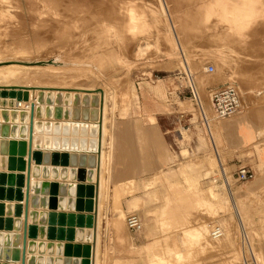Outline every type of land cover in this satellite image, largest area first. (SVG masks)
I'll use <instances>...</instances> for the list:
<instances>
[{"label": "rangeland", "instance_id": "1", "mask_svg": "<svg viewBox=\"0 0 264 264\" xmlns=\"http://www.w3.org/2000/svg\"><path fill=\"white\" fill-rule=\"evenodd\" d=\"M5 61L42 62V64L31 66L21 64L0 66V68L17 69L15 73L18 78L17 83L20 84H41L40 79L45 74L54 73L58 75V78L47 79L49 82H55L54 84L102 89L105 94V113L113 105L117 109L134 105L132 94H139L142 84L149 86L160 77L171 79L167 80V85L172 96H175L173 99L176 100L175 108L176 105H179L181 110L190 107L189 100L184 97L191 96L189 87L185 86H188L192 80L203 103L205 114L208 115L210 111L206 96L208 87H217L226 83L234 84L239 89L244 104L250 103L259 95L256 102L261 98L264 99V0H0V62ZM207 65L213 66V72H206ZM20 69L28 71L20 74ZM185 72L191 80L187 79ZM11 81L13 80H7L8 83ZM60 93L64 98L67 92ZM69 93L72 96L69 106H66L64 102L55 104L53 94L54 100L51 104L53 111L66 109L61 112L60 118L46 116L44 109L48 105L47 97H45L42 101L45 102L44 105L42 102L39 104L43 111V119L52 117L66 121L64 116L71 114L67 121L79 122L81 116L78 120H71L72 110L77 109L88 114V118H85L91 121L89 125L96 126L94 121L97 120V114L95 120L92 121L90 118L95 114L92 111L96 112L98 105L97 93ZM74 94H79L78 103L73 98ZM85 95L87 102L83 103ZM0 97L3 98L1 94ZM23 99L21 97L19 100L24 109L13 108L12 110L25 111L28 101ZM164 99H166L165 95ZM184 99L186 101H183ZM35 103L37 104V100ZM0 108L1 112L2 109L11 110V107L0 106ZM26 119L21 122L18 116V121L13 123L12 118L4 120L0 115V137H12L13 129H18L19 132V128L25 126ZM3 126L7 127L9 133H3ZM44 128L46 131L50 130L51 134H46L51 136L50 141L58 139V144L61 146L65 138L72 133V128L64 133L46 123L43 124ZM86 139H89V135ZM46 140L45 138L44 141ZM184 140L187 143L185 146L187 150L184 148L185 151L181 154L189 160L191 157L188 146L191 145L189 144L191 138L185 132ZM181 146L182 149L183 142ZM95 152L96 149L93 153ZM178 152L177 146L173 145L171 153L174 162L171 166L175 169L180 167L177 161ZM59 153L58 159H54L58 160V163L51 157L52 164L43 163L41 167L37 165L41 177H50L52 182L43 181L49 184L46 192L42 194L46 200H42L39 205L33 207L34 209L28 210V213L31 211L29 226H32L33 222L36 223L35 226L39 227L38 232H40L35 238L29 237L28 242L34 240L43 243L44 248L40 251L45 258L37 260L40 258L38 249L32 248L30 252L27 249V264L29 260L30 264H51L50 256L55 257L58 264H65L68 258L66 253L69 252L66 251L68 244H71L72 252L69 256L71 261H77V264H80L87 259V264H92V220L89 223L91 239L89 245L85 242L81 243L87 235H82L84 238H81V241L65 239L66 231L70 228L68 225L73 219H78L73 211L76 208L78 210V204L82 202V198L76 192V184L67 183L70 180L67 176L71 169L68 161L62 162L63 152ZM10 155L11 153H8L7 158L12 156ZM211 156L212 158L202 162L203 165H188V168L181 173V175L190 174L198 168L203 174L199 177L206 180L197 181L189 175L185 177L184 182L178 180L163 182L159 179L148 183V187L155 189L161 188L164 183L167 186L168 196L164 198L165 208L161 207L159 214L154 213V215L157 217L161 231L166 235L165 239H172L171 248L166 241L162 248L158 244L156 259L149 264H264V214L251 213L243 216L240 185L244 182L237 181L225 168L229 175L227 181L233 193L231 197L221 179L217 161L213 154ZM6 160L0 163V191L4 187L1 184V176H14V172L18 170L17 166H14L16 169L11 167ZM106 160H110L108 155ZM32 161L34 165L35 160ZM56 174L59 182L55 180ZM33 180L32 177V182ZM8 183L6 189L7 187L14 189L13 186L18 185L15 180ZM72 185H74L73 188H70ZM132 185L128 184V188ZM66 190L67 198L64 197ZM32 192L34 194L32 190L31 196H33ZM194 192L197 194L196 197L193 196ZM187 194L191 195L187 197ZM2 197L0 194V203L3 202ZM86 200L89 203L92 199L87 197ZM1 209L3 210L4 207L0 204V218H2L1 213L9 212L7 206L3 212ZM116 209L119 216L113 224L118 230L121 222L126 225L125 218L131 212L124 214L123 210ZM132 210H138V207L132 205L130 211ZM33 211L38 215L35 221L31 217ZM73 214L75 217L72 216ZM18 216H11V219L15 220L14 223L20 222V229L15 230L11 227L6 230V225H2L0 220V226H2L0 235L2 232L8 234L11 230L16 236H21L19 230L22 229L23 222ZM86 216L87 214L84 220L87 223ZM240 219L245 224L247 240L240 235ZM212 224L221 227L220 237H211ZM75 225L71 228L73 232L76 229ZM86 225L84 228H87ZM84 228L80 232L85 231ZM49 231L52 233L58 231V236L63 233L64 239L57 236L51 237ZM13 237L9 240V243L13 244L12 247L9 244L2 246L0 239V248H3V252L0 253V264L4 262L6 264L9 261L10 264H16L12 262L18 261V256L21 257L22 251L16 248L19 247L22 238L20 237L14 243ZM54 240L61 245L57 243L51 245L50 242H55ZM75 246H81L82 249L83 246L89 247L87 249L89 255L85 258L83 253H73ZM95 264H98L96 260Z\"/></svg>", "mask_w": 264, "mask_h": 264}, {"label": "crops", "instance_id": "2", "mask_svg": "<svg viewBox=\"0 0 264 264\" xmlns=\"http://www.w3.org/2000/svg\"><path fill=\"white\" fill-rule=\"evenodd\" d=\"M167 80L171 79L160 77L149 86L142 84L139 94H132L134 105L119 109L113 105L104 115V143L102 147L98 148L97 146L98 164H100V152H104L102 153L104 154L102 166L97 165V179L99 180L102 176L99 180L102 182V187L98 188L96 192L95 211L98 220L96 221L97 224L93 222V236L91 235L96 252L94 257H96L95 260L98 264H149L150 261L156 259L158 244L162 248L166 241L168 247L171 248L172 239H165L166 235L161 231L157 217L154 215V213L159 214L161 207L165 206L164 198L168 196L167 186L164 183L161 188L155 189L154 187H148V183L159 179L163 182L177 180L184 182L185 177H189V175L197 181L206 180L199 177L203 174L198 168H195L190 174L181 175V173L188 168V165H203L202 162L212 158V154L217 163L225 166L231 174H234L235 170L242 166L253 172V178L240 185L242 187L240 192L242 214L243 216L251 213L264 214V106L255 110V102L260 95L248 104L243 102V107L238 113L219 120L212 115L210 107L208 114L209 121H211L210 126H205L201 121L199 108L190 97H184L189 100L190 107L181 110L179 105H176L175 108L174 103L176 100H173L175 96H172V92L168 90ZM209 88L211 87L206 88L207 92ZM164 95L166 99H164ZM185 99L183 101H186ZM41 115L43 117L42 108L36 113V133L34 134V149L36 152H41L39 164L34 158V165L37 169L43 163L52 164L50 154L53 153L63 152L66 154L68 151L73 150L70 153L80 154L74 151L81 149L90 151L89 154H85L86 156L95 155L93 153L95 142L92 136L96 128L80 125L77 121H47ZM101 120L99 122L100 128L102 127ZM45 123H50L49 125H52L57 131L61 130L65 124L68 126L67 132L72 126L77 125V127L75 126L72 133L65 138L66 145L63 147L58 144V139L50 141L51 136L46 135L51 134L50 130L43 129ZM184 132L191 138V142H189L191 145L188 146L189 156L191 157L189 160H186V157L181 154L185 151L184 148L187 144L184 140ZM87 134L89 139L84 138V135ZM101 136L102 133L100 140ZM45 138L46 141H44ZM100 140L99 144L101 146ZM182 142L184 143L183 150L181 149ZM173 145H176L179 150L177 161L180 167L178 169L171 166L174 162L171 153ZM31 148L33 150L32 146ZM43 152H48L49 156L44 158V155L42 156ZM107 155L109 161L106 160ZM58 156H60V153ZM94 160L96 163V157ZM68 166L74 169H71V174L67 176L70 178L67 183L78 184L73 180L76 171L80 169L84 172L88 170L86 181L95 179L93 175V169L95 171L94 164L90 165L94 166L93 168L88 165H85L86 168H84V165L78 164L71 166L69 163ZM17 172H14V176L18 174L25 176L23 172ZM8 176H3V178L8 179ZM83 177L84 173L82 174ZM55 180H57V174ZM43 181L52 182V178H42L39 171L38 176L33 180L34 189L32 190L35 196V207L42 200H46L42 194L46 192L49 184L43 183ZM59 181L57 180V182ZM91 181L88 182L89 185H91ZM128 184L133 185L128 188ZM99 189H101V194ZM66 194L68 195V191L64 197H66ZM190 195L187 194V197ZM193 196L196 197L197 194L195 193ZM232 199L234 200V195ZM132 205H136L138 210L130 211ZM187 206L189 205L187 204ZM116 208L123 210L124 214L129 212L138 214L143 223L142 228L134 232L129 231L126 225L121 222L118 230L115 229L113 221L118 219L119 216ZM73 221L68 226L73 228L76 224L75 231L83 229L84 225L87 224L85 220L79 221V223L77 219H73ZM241 222L243 223L242 220ZM243 226L245 228L244 223ZM84 229L85 231L82 234L87 235V238L81 243L85 242L89 245L90 228L87 226ZM75 231L73 233L74 237ZM33 242L34 248L38 249L39 257L44 260L45 255H42V251H40L41 248H44V244L37 241ZM39 243L43 246L41 244V246H37ZM54 243H57V241L50 242L51 245ZM83 247L86 248V246ZM84 256L86 258V255ZM50 257L51 264H58L55 257ZM53 258L54 261L52 262Z\"/></svg>", "mask_w": 264, "mask_h": 264}, {"label": "bare ground", "instance_id": "3", "mask_svg": "<svg viewBox=\"0 0 264 264\" xmlns=\"http://www.w3.org/2000/svg\"><path fill=\"white\" fill-rule=\"evenodd\" d=\"M37 1V0H36ZM39 3V2H38ZM43 6V5H42ZM45 9V8H44ZM3 9H1V11H2ZM59 10H60V8H59ZM66 10V9H65ZM94 10V9H93ZM54 12V11H53ZM59 13V12H58ZM46 14V13H45ZM259 14V13H258ZM58 16V15H57ZM56 18V17H55ZM223 20V19H222ZM53 24V23H52ZM238 26V25H237ZM100 27V26H99ZM33 29V28H32ZM53 30H55V29H53ZM35 31V30H34ZM248 35V34H247ZM252 36V35H251ZM250 37V36H249ZM257 37V36H256ZM56 43V42H55ZM248 43V42H247ZM52 44V43H51ZM236 44V43H235ZM249 44V43H248ZM241 45V44H240ZM233 46H235V45H233ZM240 51V50H239ZM8 64H21V65H27V66H31V65H38V64H42V62L41 63H38V62H19V61H5V62H0V66H3V65H8ZM23 71V72H22ZM28 70L27 69H23V70H21L20 69V74H23V73H26ZM17 73V69H14V68H12V67H1L0 68V86H20V87H28V88H26V89H24V88H19L20 89V91H21V94H22V97L24 98V99H26L25 101H28V104H27V108H26V110L24 111V110H21V111H15V110H12L13 108H16V109H24L23 108V106L22 105H20V104H22V102L20 101V102H18V100H17V98H16V100H15V98H13V99H11V98H9V99H7V96H5L6 94L8 95L9 94V92L11 91L10 89H2L1 87H0V94L2 95V97L3 98H1V101L3 102V103H1L0 104V106L1 107H5V108H9V107H11V110L10 111H7V109L6 110H3L2 109V112L0 111V115H1V118H2V116H4V114L5 113H7V118H12L11 117V113H16L15 114V117H16V119H14V122H13V120H12V122L13 123H15V122H17L18 121V116H19V119H23L22 121H25V119L27 120L26 121V123H25V126H24V128H25V133L24 134H20V130H19V132L17 131V134H15L14 135V137L12 136V137H5V138H0V163H1V161H5L6 159V163H8V160H9V157L7 158V154L8 153H11V155H12V157H14V160H15V158L17 159L18 158V156L20 155V153H19V149H18V145L19 144H22V142H27L28 141V137H27V134H26V132H28V126H29V119H30V112H31V107L33 106V124H34V122H35V120H36V113H38L37 111H38V107L37 106H39V104H42V103H40L39 102V99H38V97L39 98H42V101L43 100H45V97H47V95H50L51 96V101L49 102V103H47V107H45V109L46 108H50V110L53 112V108L51 107V104H52V102H53V99H54V95L56 96V94H58V95H61V93L60 92H67V93H65L64 94V98L62 97V95H61V99H59L57 102H56V100L54 101V103L55 104H63L62 102H64V104L66 105V106H69V105H71V100H72V96H71V94L69 93V92H75V93H81V94H83V92L84 93H88V94H91V92H95V93H97L96 95L98 96V105L95 107L96 108V112L93 110L92 112H94L95 114L94 115H92L91 116V120L93 121V120H95V116H96V114H97V120H95L94 122H95V124H96V126L94 127V128H96V131L93 133L94 135L92 136V138H93V140H94V142H95V146H94V150L96 149V152L94 153L95 155V157H96V163H95V161H94V165H95V171H94V169H93V175L95 176L93 179L94 180H87V181H84V180H86V173H87V171L86 172H84L82 169H80V170H78V171H76V175H75V179H77V180H73V181H75L76 183H78V184H82V185H76V192H77V194L79 195V197L80 198H82V202L80 201V203L78 204L79 205V207H78V210H77V208H76V210L75 211H73V212H75V214L77 215L76 217H78L79 219H77L78 220V223H79V221L81 222L82 221V219L84 220V218H85V215L87 214V216H86V219H87V223L89 222L90 223V220H92V225H93V222H95L96 223V221L98 220L97 219V212L95 211L96 210V205H95V200H96V192H97V189L98 188H101L102 187V185H101V181H99V180H101V177L102 176H100V178H99V180L97 179V165H100V166H102V163H103V155L104 154H102V153H104V152H100V164H98V159H99V156H98V150H97V146H98V148L99 147H102V145H103V136H104V132H105V127H104V115H105V94H104V91L102 90V89H100V88H88V87H82V86H69V87H67V86H62V85H58V84H54L55 82H53V81H50L49 82V80H47V79H49V78H58V75L57 74H54V73H51V74H45V76H43L40 80H41V84H33V85H30V84H20V83H17L18 81V78L16 77V73ZM7 80H13V81H11L10 83H8L7 82ZM43 80V81H42ZM191 80V79H190ZM52 82V83H51ZM241 82V81H240ZM19 89H15L14 91L15 92H17V91H19ZM197 90V89H196ZM3 92H5V95L3 96ZM207 93V92H206ZM54 94V95H53ZM197 95H198V91H197ZM206 96L208 97V94H206ZM6 97V98H5ZM94 97V96H93ZM198 97H199V95H198ZM263 97V96H262ZM21 98V97H20ZM37 98V99H36ZM74 100H75V102L76 103H78V101H79V94H74ZM87 96L85 95L84 96V99H83V103L84 102H87ZM200 98V97H199ZM23 99V100H24ZM208 99V98H207ZM22 100V99H21ZM36 100H37V104L35 103L36 102ZM95 100L97 101V98H95ZM201 100V99H200ZM25 101H23V102H25ZM209 101V100H208ZM45 103V102H44ZM44 103L42 104V105H44ZM76 103H74V104H76ZM202 103V102H201ZM19 104V105H18ZM55 104H54V106H55ZM96 104H97V102H96ZM203 104V103H202ZM84 105H86V104H84ZM63 106V105H62ZM210 106V105H209ZM255 110L258 108H262L263 106H264V99H259L257 102H256V104H255ZM64 108V107H63ZM210 108V107H209ZM68 110H69V108H67ZM0 110H1V108H0ZM56 110H59V109H56ZM64 110H66V109H64ZM64 110H60L61 112L62 111H64ZM21 112L22 113H24V112H26L27 113V115H25V117H22L21 118V116H20V114H21ZM45 113V112H44ZM66 113V112H65ZM68 113V112H67ZM69 113H70V111H69ZM71 115V114H70ZM70 115H68V116H64V118L66 119V121H67V119H70L69 117H70ZM72 118H71V120H78L79 119V117L81 116V119H79L80 121V125H89L90 123H91V121L89 120V119H86V118H88V114L86 115L85 114V112H81L80 110H77V109H74V110H72ZM41 117H42V115H41ZM86 117V118H85ZM43 118V117H42ZM45 118V117H44ZM51 118V119H50ZM49 119L48 118H46L47 119V121L48 120H52V121H54V120H56L55 118H52V117H50ZM60 118V117H59ZM83 118V119H82ZM39 119V118H38ZM84 119H86V120H84ZM100 119H102L101 120V124H102V127L100 128V125H99V122H100ZM20 120V121H21ZM64 120V119H63ZM11 121V120H10ZM21 121V122H22ZM61 121V120H60ZM64 122V121H63ZM69 122H70V120H69ZM47 124H50V123H46V125ZM24 125V124H23ZM55 125V124H54ZM85 125V126H86ZM34 126V128H33V137H32V147L34 148V141H35V133H36V129H35V124L33 125ZM21 127H23V126H21ZM89 127H90V125H89ZM10 128V127H9ZM67 128H68V126H67V124H65L64 125V129H61V131H63L64 133H67ZM18 130V129H17ZM102 131V132H101ZM101 133H102V136H101V140L99 139L100 138V135H101ZM26 136V137H25ZM76 136V135H75ZM80 136V135H79ZM23 137H25V138H23ZM78 137V136H77ZM84 137H88V135H84ZM23 138V139H22ZM80 138V137H79ZM85 138V139H86ZM25 139V140H24ZM99 140L101 141L100 143H101V146H100V144H99ZM79 142V141H78ZM12 145V146H11ZM45 149V148H44ZM100 149H102V148H100ZM14 150V151H13ZM93 150V151H94ZM11 151H13V152H11ZM92 151V150H91ZM100 151V150H99ZM33 152H35V150L33 149L32 150V148H31V154L33 153ZM70 151H68V153H69ZM71 152H73V150L71 151ZM74 152H77V153H84V154H89V151L87 150H79V149H76V151H74ZM10 155V156H11ZM44 155V156H43ZM51 155V154H50ZM91 155V154H90ZM42 156L44 157V158H47L48 156H49V153L47 152V153H43L42 154ZM25 161L27 160V152H26V154H22V156H21ZM63 157V156H62ZM6 158V159H5ZM35 158V156H34V154H32L31 155V160H35L34 159ZM11 159V158H10ZM95 159V158H94ZM13 159H11V162L13 163V161H14ZM18 160V159H17ZM48 160V159H47ZM58 160H56V162H57ZM31 162V174H32V172H33V166H35V165H33L32 163H34V161H30ZM37 162V161H36ZM4 163V162H3ZM40 162H38V164H39ZM218 164V168L219 169H223V171L225 172V175H223L222 174V170H220V172H221V176H222V181H223V184L226 186V190L228 191V193H229V195L232 197V191H231V189H230V185H229V181H227V176H228V180H229V175L227 174V171H226V167H222V165L221 164H219V163H217ZM71 166H73L72 164H70ZM17 166V168H18V172L17 173H19V172H23L24 174H25V176H26V170L25 169H20L19 168V165H17L16 163H15V167ZM219 166H221V167H219ZM14 167V168H15ZM77 167V166H76ZM78 167H83V166H78ZM90 168H93L94 166H89ZM84 168H86V166H84ZM89 168V169H90ZM5 168H3V170H4ZM8 169V168H7ZM10 169V168H9ZM16 169V168H15ZM70 169H74V168H70ZM6 171V170H5ZM14 171V170H13ZM67 171V170H66ZM68 172V171H67ZM73 172V171H72ZM91 172V171H90ZM219 172V173H220ZM65 173V172H64ZM84 173V177L82 178V174ZM70 174H71V172H70ZM91 174V173H90ZM69 175V174H68ZM93 175H91V176H93ZM17 176L18 175H15V177H16V179H17ZM32 175L30 176V188H29V199H28V210H31L33 207H35L34 206V204H35V196L33 195V196H31V188L33 189V186H34V182H32ZM78 177H81L80 179L78 178ZM7 178V177H6ZM33 178H35V177H33ZM68 179H70L69 177H67ZM2 181H1V184L4 186L3 187V189L0 191V194L3 196L2 197V203H0L3 207H4V209L6 208V206H7V210H9V212H8V214H5V213H1L2 214V218H0V220L2 221V225H6V227H5V229L6 230H9V229H11V227H13L15 230H18V229H20V226H19V224H17L16 222L14 223V221L15 220H13V219H11L13 216H18V214H19V216H18V218H20V221L21 222H23L22 220H23V218H24V211H23V209H24V204H25V196H24V194H25V183H23L22 185L20 184H18V185H15V187L13 186V188L14 189H12L11 187V189H9L8 187H7V189H6V186H7V184H9L8 182H10L9 181V176H8V179H4L3 178V176H2ZM16 179H14L15 180V182H16ZM13 180V181H14ZM83 180V181H82ZM89 181H91L90 182V184L92 185H89ZM213 181H216V180H213ZM11 186V185H10ZM1 188V187H0ZM70 188H73V187H70ZM6 189V190H5ZM100 190V194H101V189H99ZM73 191V190H72ZM94 192V193H93ZM98 193H99V191H98ZM9 194H11V196L9 197ZM32 194H33V192H32ZM92 195V196H91ZM98 196V195H97ZM87 197H90V199H92L91 200V202H89V204L91 203L92 205H91V208L92 209H90V210H88L87 209V205H88V202H87V200H86V198ZM31 202V203H30ZM75 202V201H74ZM6 203H9L8 205H6ZM21 204V206H22V210L21 211H19L18 209H17V205H20ZM119 205V204H118ZM13 206V207H12ZM31 206V207H30ZM74 206V205H73ZM11 207V208H10ZM79 208H84V209H81V210H79ZM3 209V210H4ZM34 209V208H33ZM3 210L1 209V211L3 212ZM87 211H91V212H87ZM34 212V213H33ZM32 213L34 214H32V218H34L33 219V221H35V220H37L36 219V216H38L37 214H36V212L35 211H33ZM44 212H46V211H44ZM86 212V213H85ZM53 213V212H52ZM78 213V214H77ZM88 213H91L92 214V216H91V214H88ZM132 213H135V212H131V213H129V214H132ZM5 214V215H4ZM29 215L31 214V211L28 213ZM58 214V213H57ZM56 214V215H57ZM129 214H127V216L129 215ZM136 214V213H135ZM29 215H28V219H27V224L29 225ZM70 215V214H69ZM137 215V217L139 218V220H140V222H141V219H140V216L138 215V214H136ZM12 216V217H11ZM73 217H75L74 215H72ZM1 217V216H0ZM10 217V218H9ZM57 217V216H56ZM47 218H48V216H47ZM31 219V218H30ZM44 219V218H43ZM56 219V218H55ZM73 219V218H72ZM32 220V219H31ZM46 220V219H45ZM44 220V221H45ZM241 221V219L239 220V231H240V235L241 236H244L246 239H248V235H247V232H246V229L244 228V226H243V223L242 222H240ZM70 222V221H69ZM69 222H67V223H69ZM74 221L72 220L71 221V224L73 223ZM13 224H14V226H13ZM35 224L36 223H34L33 222V225L31 226V227H34V228H32L31 229V232L32 233H34L35 235H37L38 233H40V232H38V228L39 227H37V226H35ZM46 224V223H45ZM70 224V225H71ZM97 224V223H96ZM125 224H126V222H125ZM52 226V225H51ZM96 226V225H95ZM126 226H127V224H126ZM1 227V229H2V226H0ZM30 227V228H31ZM37 227V228H36ZM47 227V226H46ZM79 227V226H78ZM22 229L21 230H19V234L22 236V234H23V225H22V227H21ZM42 229L43 228H45V227H41ZM59 228V227H58ZM128 228V227H127ZM141 228H142V222H141ZM140 228V229H141ZM139 229V230H140ZM30 230V229H29ZM80 230L81 229H77L76 231H75V240L76 241H81V238H84V237H82V235H84V234H82L83 232H80ZM219 233H220V235L218 236V237H220L221 235H222V229H221V227L219 226ZM56 232V233H55ZM54 233H52L51 231H49V235L51 234V237L52 236H57V237H61L62 235V233L61 232H59V233H61L60 234V236H58L59 234H58V231H55ZM93 232V231H92ZM47 233H48V231H47ZM74 232H73V230L71 229V228H68V230L66 231V237L67 238H65L66 240L68 239V240H73L74 239V234H73ZM7 233H1V235H0V239L2 240V243H1V245L3 246V244H5V246L6 245H10L11 247L13 246V244L12 243H9V240H12V237H13V231H11L10 230V232H8V234L6 235ZM18 234V233H17ZM55 234V235H54ZM15 235V234H14ZM20 236V237H21ZM46 236H48L47 234H46ZM93 236V235H92ZM29 237L30 238H32L30 235H29ZM28 236H27V238H26V243H25V264H27V259H26V255H28L27 253V249H28V251L30 250V251H32L33 249L32 248H34V242L33 243H29L28 242V238H29ZM86 238H87V236H85ZM218 237H214V238H218ZM22 238V237H21ZM35 238V237H34ZM85 238V239H86ZM13 239L15 240L16 238H14L13 237ZM20 239V238H19ZM62 239H64L63 238V236H62ZM91 240V239H90ZM32 241H34V240H32ZM31 241V242H32ZM11 242V241H10ZM14 243H15V241H14ZM23 242L21 241L20 242V244L18 245L19 247L18 248H16V249H19L20 251L22 250V248H23V244H22ZM29 243V244H28ZM57 244H59V243H57ZM42 245V244H41ZM40 245V246H41ZM59 245H61V244H59ZM91 245L93 246V252H92V257H91V262H92V264H95V259H96V257H94V254H96V252H95V247H94V245H93V241L91 242ZM96 245V244H95ZM223 245V244H222ZM4 246V247H5ZM9 246V247H10ZM17 246V245H16ZM43 246V245H42ZM55 246V245H54ZM1 247V246H0ZM51 247V246H50ZM56 247V246H55ZM55 247H54V249H55ZM71 247V246H70ZM98 247V246H97ZM7 248V247H6ZM89 248V247H88ZM3 248H0V253H2L3 252V250H2ZM12 249V248H11ZM59 249H60V247H59ZM98 249V248H97ZM249 249H251L250 247H249ZM29 251V252H30ZM56 251V250H55ZM57 251H58V249H57ZM57 251H56V254H57ZM60 252H61V249L59 250ZM63 251V250H62ZM88 251V250H87ZM12 252V251H11ZM68 252V251H67ZM9 253V252H8ZM33 253V252H32ZM19 254H20V252H19ZM9 255V254H8ZM14 255V254H13ZM74 256H77V254H73ZM252 255H253V253H252ZM4 256V255H3ZM6 256V255H5ZM0 257H1V254H0ZM7 257V256H6ZM19 257V259H17L18 261H16V262H12V263H16V264H21V257L20 256H18ZM8 258V257H7ZM39 259H42V258H38L37 260H39ZM5 260H8V259H5ZM5 260H3V261H5ZM76 260V259H75ZM9 261V260H8ZM53 262V261H52ZM7 263H11L10 261L9 262H7ZM6 263V264H7ZM4 264H5V262H4ZM28 264H30V260H29V262H28Z\"/></svg>", "mask_w": 264, "mask_h": 264}, {"label": "water", "instance_id": "4", "mask_svg": "<svg viewBox=\"0 0 264 264\" xmlns=\"http://www.w3.org/2000/svg\"><path fill=\"white\" fill-rule=\"evenodd\" d=\"M38 63H41V62H38ZM2 89H10L11 91L9 92V94L7 95H5V92H3V96L5 95V96H7V97H9V98H11V99H13V98H17V99H20V97H22V94H21V91H20V89L19 88H24V89H26V88H28V87H20V86H0ZM15 89H19V91H17V92H15L14 90ZM15 98V99H16ZM38 99H39V102H42V98H39L38 97ZM51 96L50 95H47V98H46V100H47V103H49L50 101H51ZM59 99H61V95H56L55 96V100L56 101H58ZM54 100V99H53ZM1 103H3L1 100H0V104ZM38 107V112H39V110H40V106H37ZM45 110V114H46V116H54V117H60V115H62L61 114V111H59V110H55V111H51L50 110V108H46V109H44ZM43 112V111H42ZM15 114L16 113H11V117H12V120H14V119H16V117H15ZM25 115H27V113L26 112H24V113H22L21 112V114H20V116H21V118L22 117H25ZM2 118L5 120V119H7V113H5L4 114V116H2ZM23 120V119H22ZM21 120V121H22ZM34 124H35V122H34ZM33 124V106L31 107V112H30V119H29V126H28V132H27V137H28V141L26 142H23L22 144H19L18 145V151H19V153H20V157H19V159L18 160H16V158H15V160H14V157H9V165L12 167H14L15 166V163L17 164V165H19V168L20 169H25L26 170V177L24 176V175H22V174H18V176H17V179H16V182L20 185H22L23 183H25V194H24V196H25V204H24V209H23V211H24V218H23V234H22V241H23V248H22V252H21V264H25V243H26V238H27V236L29 237V235L32 237V238H34V237H36L37 235H35L34 233H32L31 232V229L32 228H34V227H31V226H29L28 224H27V219H28V199H29V188H30V176L32 175L33 177H37L38 176V173H39V170L35 167V166H33V172H32V174H31V155L32 154H34V156H35V159H36V161L37 162H39L40 161V159H41V152L40 151H38V152H33L32 154H31V146H32V137H33V128H34V125ZM76 127H77V125H75ZM75 126H72L71 128H72V130H73V128H75ZM89 128H93L94 129V126H91V127H89ZM3 133H5V134H7V133H9V131L7 130V127L5 126H3ZM19 130L21 131L20 132V134H24L25 133V128H24V126L23 127H21V128H19ZM71 130V131H72ZM17 129L15 130V129H13V131L11 132V136H14L15 134H17ZM95 131V130H94ZM65 141V140H64ZM65 142H64V144H63V147H65ZM12 146V145H11ZM14 151V150H13ZM13 151H11V152H13ZM26 152H27V160L25 161L21 156H22V154L24 155V154H26ZM59 154H57V153H53L52 154V159L54 160V159H58V156ZM63 156V158H62V162L63 163H66L67 161H68V163H70V164H72V165H76V164H78V165H88V166H90V165H93L94 164V158H95V156L94 155H85V154H82V153H80V154H74V153H71L70 155H68V154H65V153H63V154H61V157ZM13 159L14 161H13V163L11 162V159ZM68 159V160H67ZM55 162H56V160H54ZM38 164V163H37ZM76 175V174H75ZM14 176L13 175H9V181H10V183L11 182H13V178ZM1 180H3L2 179V176H1ZM11 196V194H9V197ZM91 203L89 204L88 203V205H87V209L88 210H90V209H92L91 208ZM22 206L21 205H17V209L19 210V211H21L22 209ZM82 208H80V210H81ZM79 219V218H78ZM83 220V219H82ZM20 222L18 221V224H19ZM83 224V223H82ZM86 226H90V224L89 223H87V225ZM31 227V228H30ZM30 229V230H29ZM62 236H63V233H62ZM61 236V237H62ZM14 237L16 238L15 239V243L19 240V238H20V236L19 235H14ZM30 243H32V242H30ZM67 246V249H66V251H69L68 253H66V254H68V258H67V260H65V264H77V261H71V259H69L70 257V253L72 252L71 251V244H68V245H66ZM87 249H88V247L87 248H85L84 249V247H83V250H82V247L81 246H75V248H74V250H73V253H83V254H85L86 256H88L89 255V251H87ZM17 255V254H16ZM80 264H87V260L85 261V260H83L82 262H80Z\"/></svg>", "mask_w": 264, "mask_h": 264}, {"label": "built area", "instance_id": "5", "mask_svg": "<svg viewBox=\"0 0 264 264\" xmlns=\"http://www.w3.org/2000/svg\"><path fill=\"white\" fill-rule=\"evenodd\" d=\"M213 66L207 65L205 70L206 72H213ZM187 79L190 80L191 78L185 72ZM191 91V100L195 103V105L199 108L201 121L205 126H209V117L205 114L203 104L201 103L200 98L197 95V90L195 87V83L192 80L189 82L188 86ZM208 100L209 104L213 113V116L217 119L225 118L231 115L238 113L242 107L243 102L241 98V94L239 89L236 85L226 83L221 86L211 87L208 89ZM183 117V115H181ZM221 167V166H219ZM223 167V165H222ZM224 169V168H223ZM222 170V174L225 175V172ZM221 175V172H220ZM233 178L240 182H247L251 180L254 176L253 172L247 167H239L235 170L234 174H232ZM222 179V176H221ZM125 222L127 227L130 231H138L141 228V222L135 213L129 214L125 218ZM211 227V237H218L219 233V226L216 224H212ZM247 240V239H246Z\"/></svg>", "mask_w": 264, "mask_h": 264}]
</instances>
